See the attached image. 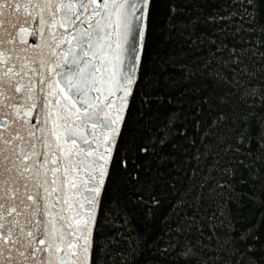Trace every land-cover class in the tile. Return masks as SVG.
Returning a JSON list of instances; mask_svg holds the SVG:
<instances>
[{
	"label": "snow or ice",
	"instance_id": "obj_1",
	"mask_svg": "<svg viewBox=\"0 0 264 264\" xmlns=\"http://www.w3.org/2000/svg\"><path fill=\"white\" fill-rule=\"evenodd\" d=\"M261 2L247 0L245 23L256 20ZM157 5L169 29L204 25L196 40L207 53L184 70L186 78L207 74L216 85L210 122L186 158L187 185L167 212L175 235L161 251L163 264H235L247 253V264H264L254 249L264 212L237 233L231 211L225 215L217 203L230 186L212 175H232L229 164L252 139L264 145V65L244 60L249 52L264 59V52L229 48L224 30L211 27L224 19L222 0H0V264H115L116 256L129 264L130 255L115 246L127 239L131 247V240L119 230L106 235L117 219L100 216L109 185L138 179L142 156L156 148L144 129L146 113L162 99L160 79L145 63ZM194 124L199 129L195 114ZM246 167L260 179L252 164ZM151 201L150 220L166 207Z\"/></svg>",
	"mask_w": 264,
	"mask_h": 264
},
{
	"label": "trees",
	"instance_id": "obj_2",
	"mask_svg": "<svg viewBox=\"0 0 264 264\" xmlns=\"http://www.w3.org/2000/svg\"><path fill=\"white\" fill-rule=\"evenodd\" d=\"M222 2L223 9L219 15L224 19L212 23L211 27L224 30L225 42L229 48H256L259 52H264V45L257 44L258 39L264 41V33L259 32V28L264 26V2L259 4V11L253 23H245L248 20L244 15L247 0ZM156 8L157 15L150 24L145 63L149 66L147 71L160 79L162 99L153 105L151 114L146 113L148 122L144 129L146 140L154 141L156 148L154 151L150 148L149 154L142 156L144 167L137 170L138 179L129 178L126 187L109 185L100 216L102 222L109 214L117 219L115 226L109 224L105 227L106 235H113L119 230L131 240V247L127 239L121 240L120 245L115 246L117 249L122 246L123 251L130 255L129 264L137 260H147L148 264H163L165 257L161 256V251L175 235L174 232L168 233L167 212L187 185L191 165L187 163L186 158L195 153L196 148L192 146V141L195 139L196 144L200 143L198 133L205 127V121L210 122V106H214L215 100L213 89L216 85L207 74L196 73L186 78L184 70L185 65H195L199 62L198 58L207 53V46L200 48L199 41L196 40V35L205 31L204 25L196 24L194 29L191 25H178L177 28L169 29L166 27V10L160 12L159 5ZM248 11L251 12L252 9L248 8ZM177 16L187 23L188 17L183 13H177ZM242 24L246 29L257 30L237 31ZM244 60L250 67L253 64L264 65V59L252 55L251 52ZM165 78H168L171 87ZM197 109L202 111L197 112ZM194 114L195 119L201 121L199 129L194 124ZM169 116H174L175 119L170 122ZM161 138L165 140L163 145L160 144ZM225 159L228 160L229 157L226 156ZM236 160L235 164H229L236 169L232 175L221 177L216 172L212 175L216 183L227 181L230 186L222 190L217 203L225 209V215L228 210L231 211L232 226L239 233L256 224L264 212V145L258 143L256 138L252 139L240 148ZM249 164H252L259 174V180L250 175L246 167ZM129 168L132 166L129 165ZM253 196L254 199H249ZM152 197L161 200L166 207L164 214L150 220L148 211L152 205ZM207 207L211 213L215 204ZM149 223L151 228L146 229L145 225ZM120 224L124 227L119 228ZM172 227H175L174 223ZM202 230L206 236L207 227ZM198 238L199 234L194 227L189 239L195 243ZM254 249L257 257L264 255V224L260 225L259 239L254 244ZM241 250L243 251V248ZM248 255L252 253H247L244 258L237 254L233 258L235 264H247ZM106 264L111 262L106 260ZM115 264H120L119 256H116Z\"/></svg>",
	"mask_w": 264,
	"mask_h": 264
}]
</instances>
